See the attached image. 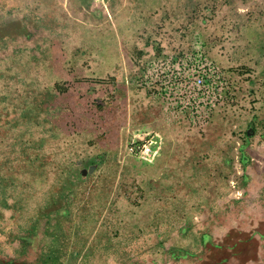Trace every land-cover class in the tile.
Here are the masks:
<instances>
[{
	"label": "rangeland",
	"instance_id": "obj_1",
	"mask_svg": "<svg viewBox=\"0 0 264 264\" xmlns=\"http://www.w3.org/2000/svg\"><path fill=\"white\" fill-rule=\"evenodd\" d=\"M0 264H264V0H0Z\"/></svg>",
	"mask_w": 264,
	"mask_h": 264
},
{
	"label": "built area",
	"instance_id": "obj_2",
	"mask_svg": "<svg viewBox=\"0 0 264 264\" xmlns=\"http://www.w3.org/2000/svg\"><path fill=\"white\" fill-rule=\"evenodd\" d=\"M204 65H205V69L206 70H208V71H211V68H212V66H211V64H209V63H204ZM196 84H198V85H204V81L202 80V78L200 77V76H197L196 77Z\"/></svg>",
	"mask_w": 264,
	"mask_h": 264
},
{
	"label": "crops",
	"instance_id": "obj_3",
	"mask_svg": "<svg viewBox=\"0 0 264 264\" xmlns=\"http://www.w3.org/2000/svg\"><path fill=\"white\" fill-rule=\"evenodd\" d=\"M158 161H159V162H161V161H162V159H161V158H159V157H158V158H156V159H155V158L153 159V163H154V164H156ZM151 163H152V162H151Z\"/></svg>",
	"mask_w": 264,
	"mask_h": 264
}]
</instances>
